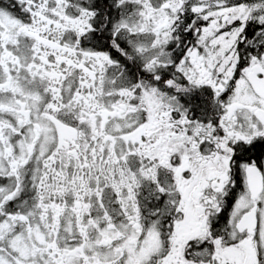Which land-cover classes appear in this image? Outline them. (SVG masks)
<instances>
[{"label":"snow or ice","instance_id":"snow-or-ice-1","mask_svg":"<svg viewBox=\"0 0 264 264\" xmlns=\"http://www.w3.org/2000/svg\"><path fill=\"white\" fill-rule=\"evenodd\" d=\"M0 264H264V0H4Z\"/></svg>","mask_w":264,"mask_h":264},{"label":"flooded vegetation","instance_id":"flooded-vegetation-1","mask_svg":"<svg viewBox=\"0 0 264 264\" xmlns=\"http://www.w3.org/2000/svg\"><path fill=\"white\" fill-rule=\"evenodd\" d=\"M4 3V0H0V5H2Z\"/></svg>","mask_w":264,"mask_h":264}]
</instances>
